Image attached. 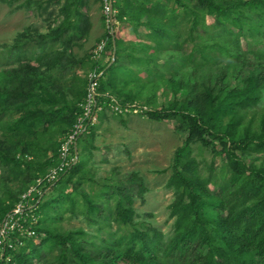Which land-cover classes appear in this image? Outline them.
Listing matches in <instances>:
<instances>
[{
	"label": "trees",
	"instance_id": "obj_1",
	"mask_svg": "<svg viewBox=\"0 0 264 264\" xmlns=\"http://www.w3.org/2000/svg\"><path fill=\"white\" fill-rule=\"evenodd\" d=\"M36 1L43 0H30ZM96 1L100 8V0ZM113 1L116 13L111 34L104 29L102 38L107 43L97 62L91 52L85 59L72 53L89 29L83 11L87 0H45L39 9L55 7L59 23L37 39L21 34L11 47V51H23L29 61L0 71V222L35 180L57 164L60 139L81 114L85 75L97 66L101 72L95 97L97 122L106 112L120 117L109 110V105H116L127 110L123 114L139 108L151 120H171L176 130L185 133L173 153L165 184L172 193L167 207L170 231L162 234L151 227H133L127 235L108 237L100 240L99 247L86 250L80 242L83 231L60 233L49 228L55 219L49 214L53 211L59 217L65 202L73 211L76 196L84 217L92 224L100 219L101 205L80 189L82 168L93 149L91 144L83 147L82 142L86 138L91 142L98 131L94 124L78 136L70 150L74 162L55 182L39 188L41 196L32 204L35 237L6 250L4 256L9 260L0 264H264V110L257 127L253 126L254 112L246 119L264 88V66L248 62L239 47L245 34H262L264 0ZM0 2L10 5L13 0ZM205 16L221 33L194 42L193 32L203 25ZM101 24L104 28L102 15ZM124 31L131 35L129 39L120 35ZM186 42L192 43L188 53L183 50ZM217 57L226 64H213ZM32 59L36 66L29 64ZM84 63L83 77H73L67 84L68 77L83 69ZM187 64L198 65L188 72V81L169 83L173 97L180 98L165 108L145 109L153 100L157 75H180ZM229 69L232 87L224 84ZM140 73L150 80L140 82ZM144 92L149 93L139 103ZM57 136L61 138L56 140ZM191 146L222 158L227 177L214 191L209 188L215 183L213 165L200 167ZM252 156L258 160L247 162ZM105 190L106 201L110 197L113 201L111 223L133 226L134 200L142 199L147 191L142 179L131 173ZM54 191L59 199H49Z\"/></svg>",
	"mask_w": 264,
	"mask_h": 264
},
{
	"label": "rangeland",
	"instance_id": "obj_2",
	"mask_svg": "<svg viewBox=\"0 0 264 264\" xmlns=\"http://www.w3.org/2000/svg\"><path fill=\"white\" fill-rule=\"evenodd\" d=\"M44 5L45 0L36 1V4L30 2V0H13L10 5L0 2V71L29 61L28 56L23 51H11V47L14 46L18 36L22 34L26 39H37L39 34H45L59 23L60 18L56 17V8L49 6L45 11L39 9L44 7ZM83 11L89 22V29L85 37L72 48L73 55L79 59H85V57L89 56L94 46L101 40L104 32L101 24L99 2L87 0ZM51 12L52 15L48 17L49 24H46L47 20L45 18ZM225 27L228 28V25ZM122 33L123 35L121 36L129 38V36H124L126 31ZM220 33V29L213 25L212 19L205 16L203 25L197 26L193 32L194 42L198 40L208 41ZM221 40H225V37H222ZM191 47L192 43L186 42L183 45V50L188 53ZM239 47L248 62L255 61L256 66L259 62L264 66V29L260 37H251L245 34L239 39ZM135 55H140L139 50L135 52ZM29 64L36 66L34 59ZM213 64L224 66L226 61L217 57ZM82 65L83 69L76 70L73 76L68 77L67 84L69 79L73 77L80 79L83 77L87 65L86 63ZM195 66L198 65L187 64V66L181 68L180 75H168L166 73L164 76L160 75L158 77L157 75L153 83V100L149 103L150 106H144V108H165L173 100L179 99L180 96L178 95L173 97L169 83L180 80L184 84L188 81V72ZM138 76L140 82L150 80V77L146 74L140 73ZM74 82L78 83L76 79ZM224 84L229 87L233 86L230 69ZM73 87H75V84H73ZM148 93L144 92L142 99H139L138 102H144V97ZM137 109L139 111L122 114L120 117L112 116L109 112H106L102 120L97 122L98 131L91 142L88 138L82 142L83 147L89 148L88 145L91 144L93 149L89 150V158L86 159L82 168L81 174L84 180L80 185V189L93 198L97 205H101L103 210L100 214V219L92 224L91 221L84 217L82 205L79 203L80 198L77 196L74 197L75 205L73 211L68 209V202H65L62 208L58 210L59 217L53 211L49 214L55 218L50 221L49 228L53 227L60 233L74 230L83 231V235L80 236V242L86 250H93L95 247H99L100 240H105L108 237L115 238L127 235L132 231L133 227L140 230L151 227L162 234H168L170 231L171 220L167 218V207L172 200V193L166 189L165 184L170 174L169 167L173 153L181 146L185 133L176 130L173 121H154L141 113L139 108ZM251 110L246 119L250 117V112H254L253 126L257 127L259 117L264 110V88L261 91L258 102ZM47 135L49 134L47 133ZM60 138L61 136H57L56 140ZM215 147L216 150L220 148L218 145ZM191 148L192 156L200 167L203 164L211 163L213 165V180L216 184L213 183L209 188L214 191V186L227 177V173L222 167V158L212 156L207 150L197 146H191ZM257 160L258 156L246 159L247 162ZM131 173H136L142 179L147 191L142 199L134 200V225L117 226L111 223L112 197L106 201L103 192L106 191L105 188L109 189L110 186L116 185V182ZM69 191L70 189L67 188L65 192ZM59 197L60 194L54 191L49 199L56 200ZM53 208L55 209V206ZM107 222H110L109 225L105 224Z\"/></svg>",
	"mask_w": 264,
	"mask_h": 264
},
{
	"label": "built area",
	"instance_id": "obj_3",
	"mask_svg": "<svg viewBox=\"0 0 264 264\" xmlns=\"http://www.w3.org/2000/svg\"><path fill=\"white\" fill-rule=\"evenodd\" d=\"M113 0H100V12L103 17L104 29L111 34L112 17L116 11L112 8ZM107 43V38H102L97 42L91 51V59L97 62ZM101 76L97 66L89 70L86 75V93L83 102L80 105L81 114L76 118L70 131L60 139L57 151V164L51 168L42 178L35 180L21 196L15 206L7 213L0 222V262L9 260L4 256L6 250H14L23 244L22 239H31L35 237L32 226L36 220L32 215V210L36 196L40 195V187L46 184H52L59 175L74 162L75 157L70 156V150H74L75 141L87 127L96 124V114L99 108H96L95 97L97 80ZM112 101V100H111ZM109 110L116 114L126 113V109H120L116 105H109ZM134 112V111H132Z\"/></svg>",
	"mask_w": 264,
	"mask_h": 264
},
{
	"label": "crops",
	"instance_id": "obj_4",
	"mask_svg": "<svg viewBox=\"0 0 264 264\" xmlns=\"http://www.w3.org/2000/svg\"><path fill=\"white\" fill-rule=\"evenodd\" d=\"M120 35H123V33H122V32H120ZM124 36H126V37H128V36H129V38H130V36H131V35H128V34L126 33ZM129 38H124V39H129ZM96 124H97V121H96ZM96 134H97V132H96Z\"/></svg>",
	"mask_w": 264,
	"mask_h": 264
},
{
	"label": "water",
	"instance_id": "obj_5",
	"mask_svg": "<svg viewBox=\"0 0 264 264\" xmlns=\"http://www.w3.org/2000/svg\"><path fill=\"white\" fill-rule=\"evenodd\" d=\"M112 55H113V53H112ZM111 61H112V59H111ZM111 61H110V63H111Z\"/></svg>",
	"mask_w": 264,
	"mask_h": 264
}]
</instances>
